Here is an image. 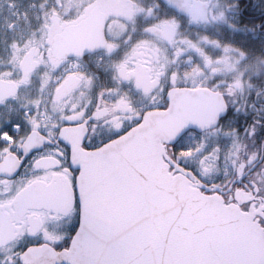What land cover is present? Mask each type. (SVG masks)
Instances as JSON below:
<instances>
[{"label": "flooded vegetation", "instance_id": "obj_1", "mask_svg": "<svg viewBox=\"0 0 264 264\" xmlns=\"http://www.w3.org/2000/svg\"><path fill=\"white\" fill-rule=\"evenodd\" d=\"M195 3L204 13L196 10L188 17L167 0H0V112H10L13 121L22 125L18 141L0 139L27 152L42 144L46 151L55 148V140L62 138L71 145L72 157V146L81 145L85 132L97 147L150 103L149 92L159 100L158 86L171 88V93L218 94L225 105L240 111H229L214 128L187 130L176 145L184 149V167L195 168L205 187L191 172L173 170L172 146L164 142L162 159L191 190L238 208L264 231V0H245L240 9L231 10L232 0H188V7ZM95 7L106 15L104 48L79 57L54 58V36L84 20ZM241 10H245L242 15ZM108 88L112 92L105 91L98 99ZM168 97L160 100L161 108H168ZM61 119L83 122L57 131ZM57 163L48 157L37 167L51 169ZM19 164L15 154H3L0 193H10L19 183L11 175ZM52 179V191H44L48 185H42L23 200L4 201L9 222L33 208L28 218L33 230L38 229L44 218L33 201L41 196L60 211H70L67 175L53 173ZM210 188L220 189L221 194L209 193ZM66 231L67 220L60 229ZM3 235L0 255L16 246L7 224Z\"/></svg>", "mask_w": 264, "mask_h": 264}, {"label": "water", "instance_id": "obj_2", "mask_svg": "<svg viewBox=\"0 0 264 264\" xmlns=\"http://www.w3.org/2000/svg\"><path fill=\"white\" fill-rule=\"evenodd\" d=\"M167 4L188 17L196 10L204 13L196 3L190 9L188 0H167ZM105 22L106 15L93 8L84 20L54 36L52 56L79 57L102 50ZM168 100L167 111L150 112L141 127L108 144L102 153L72 146L73 162L83 167L81 190L88 230L66 252L49 249L46 264H90L114 258V250L101 240L133 217L134 228L150 224L154 231L145 236L132 258L149 250L156 259L162 252L165 260L195 264H264L261 226L238 208L191 190L183 178L168 171L162 159V143L170 144L177 133L214 128L225 109L224 100L204 90L174 91ZM101 155L111 166L107 172L92 159ZM108 175L116 176L117 182L109 184Z\"/></svg>", "mask_w": 264, "mask_h": 264}, {"label": "snow or ice", "instance_id": "obj_3", "mask_svg": "<svg viewBox=\"0 0 264 264\" xmlns=\"http://www.w3.org/2000/svg\"><path fill=\"white\" fill-rule=\"evenodd\" d=\"M243 3H245V0H232L229 10L233 7L240 9ZM244 11L245 10H241L240 14L242 15ZM173 75H175V73H173ZM216 87H220V85H216ZM158 90L161 94L160 99H156L155 92H149L147 95L150 103L140 109L126 125L119 127L106 142H100L99 146L93 147L91 138L88 137L87 132H85V136L81 138V148L89 153H102V149L108 144L115 143L122 136L130 134L135 128L141 127L144 124V118L147 117L150 112L167 111V109L160 107V100H163L165 95L170 96L171 88L165 89L162 86H158ZM105 91L110 93L112 89L108 88L101 90L98 99L102 98ZM229 111L238 113L240 109L239 107L229 108L226 105L224 111L218 116V121L226 118L229 115ZM28 115L29 111L25 109L24 116L27 117ZM88 119L90 120L91 117L89 116ZM82 122L83 121H68L65 123L63 119H61L60 123L56 125V128L57 131H59L63 127L79 126ZM0 125H2L0 126V137L8 136L11 139L19 140L22 132V125L20 122L13 121L10 112L8 114L0 112ZM92 126L94 127V125ZM252 134L254 135L255 132L253 131ZM180 135L181 133H177L170 141V145L172 146L171 158L176 161L175 169L173 170L183 169L185 172H191L198 179H201V186L205 187L203 178L199 176L195 168L184 167L182 162L184 149L176 146ZM48 143H52V141H48ZM55 144L57 147L48 149L47 151L45 150L46 145L42 144L38 148L24 152L15 144L10 145L8 140L0 139V159H3V154L6 152H11L15 154L20 161L16 172L11 174L17 178L19 183L16 184L10 193H0V244L5 240L3 233L6 224L10 228L16 244V246L9 249L6 254L0 255V264H46L47 258L50 255L49 249L57 253L66 252L77 243V238L81 237L82 234L86 233L88 230L84 196L81 190L83 167L73 162L70 144L62 138H57ZM61 147L65 149L63 152L60 151ZM192 151V149H188L189 153ZM196 151L199 152L200 150L196 149ZM48 157L55 159L58 163L51 169L37 167L40 160L47 159ZM92 159L97 160L99 167L104 172H107L111 167L103 160L102 155L99 157H92ZM53 173H64L67 175L68 182L72 189L71 210L62 212L54 206L51 199L46 196H41L38 200L33 201V203L39 205L41 214L44 218L38 229L33 230L32 222L28 218L29 214L35 210L33 208H28L26 212L20 216L12 217L9 222L8 217L5 215L9 212V209L7 207H2L3 202L13 197H19V199L23 200L30 192L42 185H48V188L44 189V191L54 190L55 182L52 179ZM117 179L118 178L114 175L106 176V180L109 184H115ZM33 181H39L40 184H33ZM210 192L221 194L218 188H210L209 193ZM65 220L68 222V231L61 233L60 229L64 227ZM134 220L135 218L133 217L119 224L116 230L105 235L101 240L102 243L107 244L114 250V258L105 261L90 262V264H195L193 261L184 259L165 260L162 258V252L161 259H156L150 254L149 250L140 252L139 255L132 258V254L138 251L145 236L154 231L153 226L150 224H144L138 229L134 228ZM34 257H39V259L34 261Z\"/></svg>", "mask_w": 264, "mask_h": 264}, {"label": "rangeland", "instance_id": "obj_4", "mask_svg": "<svg viewBox=\"0 0 264 264\" xmlns=\"http://www.w3.org/2000/svg\"><path fill=\"white\" fill-rule=\"evenodd\" d=\"M3 10L5 11V9L3 8ZM58 11V8L56 9Z\"/></svg>", "mask_w": 264, "mask_h": 264}]
</instances>
